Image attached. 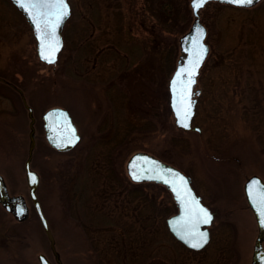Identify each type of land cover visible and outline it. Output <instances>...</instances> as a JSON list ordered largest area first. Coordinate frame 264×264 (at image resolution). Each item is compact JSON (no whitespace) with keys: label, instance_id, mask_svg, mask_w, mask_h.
<instances>
[{"label":"rangeland","instance_id":"374dc122","mask_svg":"<svg viewBox=\"0 0 264 264\" xmlns=\"http://www.w3.org/2000/svg\"><path fill=\"white\" fill-rule=\"evenodd\" d=\"M66 1L62 46L45 64L24 16L0 0V73L20 84L34 117L30 167L62 264H128L133 248L132 264H248L256 225L242 182L250 174L264 181V0H209L198 9L208 46L193 86L191 126L199 130L176 127L168 105L178 37L193 19L189 0ZM50 106L65 108L80 135L67 151L43 137L41 114ZM27 121L20 99L0 87V175L29 209L17 222L0 206V264H38L37 253L53 260L27 197ZM136 151L189 176L213 213L201 249L167 230L164 219L176 208L166 188L128 178L125 162ZM132 207L153 214L145 238L135 236L142 230Z\"/></svg>","mask_w":264,"mask_h":264},{"label":"water","instance_id":"95a60500","mask_svg":"<svg viewBox=\"0 0 264 264\" xmlns=\"http://www.w3.org/2000/svg\"><path fill=\"white\" fill-rule=\"evenodd\" d=\"M209 1V0H207ZM233 5L248 6L250 4L234 3L232 0H217ZM256 0H252V3ZM13 3L22 11L26 21L29 23L32 34L35 39V52L40 61L45 64L54 63L57 59L58 52L62 46L61 26L64 19L69 14V7L67 1L68 14L63 17L55 30L51 27L45 28L43 22L38 30L34 23L33 16L28 14L25 7H21V2L13 0ZM251 3V4H252ZM189 6L193 19L188 30L178 37V45L181 54L176 60L175 67L172 70L168 81V105L173 116L174 125L183 130H199L198 126H191V119L194 114L195 97L192 96L193 86L198 74V68L202 64L206 56L208 46L204 42L205 27L199 20L198 9L193 8V0H189ZM34 11V10H33ZM47 11L53 13L55 9H41V12ZM43 21L44 17L40 18ZM49 20H54L53 15L47 17ZM58 42L59 50L55 52V58L50 63L48 60L42 58V51L47 54V45L49 43ZM203 49L202 57L200 50ZM197 60L199 63L197 64ZM193 71V75L189 72ZM191 81V82H190ZM18 89V88H17ZM19 90V89H18ZM20 91V90H19ZM21 92V91H20ZM21 102L26 108L27 121V148L26 156L23 161L24 179L27 186V197L39 219L41 228L48 241V247L52 254L53 260L50 261L43 253H37L36 258L38 264H62L60 255L55 249L54 238L48 226V223L41 211L39 201L36 196V188L38 185V174L30 167L32 158V151L34 148V117L31 108L27 105L24 96L21 92ZM185 105H190V116L187 118L188 127L182 126L179 121L177 112L183 113ZM43 137L46 143L56 151H67L71 149L79 139V133L70 118L67 110L61 106H50L44 109L41 114ZM75 136L74 143H68V140ZM125 170L128 178L133 182L150 181L163 185L170 193L171 198L175 204L176 211L165 218V224L170 234L182 243L185 247L192 250H199L208 242L209 233L208 226L213 218L211 210L205 206L200 197L194 192L190 185V178L176 167L163 162L155 156L143 152L136 151L132 153L125 162ZM35 177V182H33ZM139 177V178H134ZM167 181V182H165ZM255 184L257 191L264 189V181L257 174H250L245 177L242 182V192L248 208L250 209L255 225L256 234L253 239L250 259L248 264H264V250L262 243L264 242V225L261 220L264 215L258 210V201L250 198V187ZM0 206L8 212L12 218L19 222L28 216V205L25 197L22 194H10L7 189L3 177L0 175ZM203 209L210 216V221L205 224L202 223L203 214L200 212ZM206 234L205 242L202 247L195 248L191 244L199 239V234Z\"/></svg>","mask_w":264,"mask_h":264},{"label":"snow or ice","instance_id":"6c2138e0","mask_svg":"<svg viewBox=\"0 0 264 264\" xmlns=\"http://www.w3.org/2000/svg\"><path fill=\"white\" fill-rule=\"evenodd\" d=\"M18 2H21V7H25L28 11V14L30 16H33L34 23L36 24L37 29L39 30L41 27V23L43 22L45 28L51 27V29L55 30V27H57L61 21V19L68 14L67 5L64 3V0H18ZM207 2V0H193V8L199 9L203 7V5ZM234 3H242V4H251L252 0H232ZM55 9L53 13H48L47 11L41 12V9ZM34 10V11H33ZM49 15H53L55 17L54 20H49L47 17ZM41 17H44L43 21H41ZM47 54H45L42 51V58L48 60L50 63L55 58V52L59 50L58 42L55 43H49L47 46ZM203 49L200 50V56L202 57ZM199 63V60H197V64ZM194 72L190 71L189 75H193ZM191 82V81H190ZM177 115L179 117V121L182 123V126L188 127L187 124V118L190 116V105H185V108L183 110V113L180 111L177 112ZM75 136L73 133V137L68 140V143H74L75 142ZM139 178V177H134ZM33 182H35V177L32 178ZM167 182V181H165ZM250 198H253L254 200L258 201V210L262 215H264V189H261L257 191L256 185L253 184L250 187ZM200 212L203 214L202 223L207 224L210 221V216H208V213L204 211L203 209H200ZM262 225H264V219L261 220ZM206 234L200 233L199 239L192 243L191 246L195 248H199L203 246V243L205 242Z\"/></svg>","mask_w":264,"mask_h":264},{"label":"flooded vegetation","instance_id":"af4514ba","mask_svg":"<svg viewBox=\"0 0 264 264\" xmlns=\"http://www.w3.org/2000/svg\"><path fill=\"white\" fill-rule=\"evenodd\" d=\"M12 4H13V6L14 7H16L20 12H21V14L23 15V13H22V11L13 3V0H9ZM24 16V15H23ZM25 18V17H24ZM26 20V19H25ZM28 23V22H27ZM29 24V23H28ZM30 26V25H29ZM18 70V69H17ZM18 73H19V71H17ZM14 75L16 76V77H19V75L16 73V72H14ZM0 82L2 83V85H0V87H2L3 89L4 88H6V90H9L10 92H12V94H13V96L16 98H18V99H20V101H21V92H22V95L24 96L25 95V93H24V91H23V89L21 88V86H20V84L15 80V78L14 77H10V76H8L7 74H6V72H4V73H0ZM21 91H19L18 89ZM192 96H195V91H194V87H193V93H192ZM24 98H25V96H24ZM22 103V102H21ZM80 136V135H79ZM133 182V181H132ZM140 182H147V181H140ZM158 184V183H157ZM161 185V184H160ZM163 186V185H162ZM164 187V186H163ZM165 188V187H164ZM167 190V189H166ZM169 192V191H168ZM156 205H157V203H156ZM175 205V204H174ZM143 207V206H142ZM151 208H153L154 209V207H151ZM176 208V207H175ZM141 210V211H140ZM144 209L143 208H141V207H132L131 208V210L130 211H133V212H131V213H133V215L134 216H137L138 217V220H140V221H138L139 222V224H140V227H141V232L140 231H136V233H135V236H143L144 235V238L146 237V235L148 234V231H147V227H146V225H147V220L148 219H151L153 216V214H144L143 211ZM157 210V209H156ZM176 211V210H175ZM137 212H139V214L137 213ZM156 228L158 227H163V218H162V216H156ZM164 222H165V219H164ZM165 226H166V224H165ZM170 233V232H169ZM208 233H209V228H208ZM140 237V239H142ZM209 237H210V235H209ZM125 239H127V240H125ZM124 240V242H125V245L127 246H130L128 249H131V244H132V239L130 238V237H128V235H126L123 239H122V241ZM133 240H135V241H137L136 239H133ZM178 241V240H177ZM208 241H209V239H208ZM120 242L121 241H119L118 243V245H121L120 244ZM126 243H128V244H126ZM182 244V243H181ZM183 245V244H182ZM184 246V245H183ZM126 251H127V248L125 249ZM190 250H192V249H190ZM193 251H195V250H193ZM134 252H135V250H134V248H133V251L131 250V251H128V253H126L125 254V256L127 257L128 256V264H129V262L132 264L133 263V260H134V257L136 256V255H134Z\"/></svg>","mask_w":264,"mask_h":264},{"label":"trees","instance_id":"16d2710c","mask_svg":"<svg viewBox=\"0 0 264 264\" xmlns=\"http://www.w3.org/2000/svg\"><path fill=\"white\" fill-rule=\"evenodd\" d=\"M262 118V117H261ZM255 119V118H254ZM124 246H126V245H124ZM124 249H126V247L124 248ZM124 255V254H123Z\"/></svg>","mask_w":264,"mask_h":264}]
</instances>
